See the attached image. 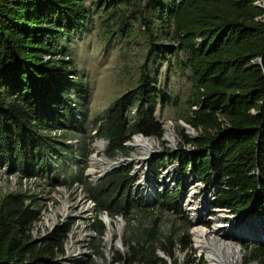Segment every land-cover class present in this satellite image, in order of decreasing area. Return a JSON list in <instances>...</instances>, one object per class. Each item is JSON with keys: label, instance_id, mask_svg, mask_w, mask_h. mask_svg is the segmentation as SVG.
I'll use <instances>...</instances> for the list:
<instances>
[{"label": "trees", "instance_id": "1", "mask_svg": "<svg viewBox=\"0 0 264 264\" xmlns=\"http://www.w3.org/2000/svg\"><path fill=\"white\" fill-rule=\"evenodd\" d=\"M258 1L263 2L147 0L145 7H156L173 28L177 47L160 44L157 49L189 54L193 82L185 121L199 131L190 137L182 128L178 150L158 156L157 168L163 171L170 158L181 161L184 175L190 171L210 182L215 174L220 191L213 208L237 216L251 209L264 221V7ZM88 17L84 0H0V170L20 184L18 191L0 194V264L50 263L64 251L72 219L42 241L33 239L30 230L45 202L44 191L37 188L51 190L63 183L52 159L75 156L63 142L76 135V110L89 98L75 59L58 48L57 38L81 32ZM147 30L153 44L156 35L149 25ZM171 101L145 62L137 87L116 99L96 127L94 137L108 141L104 155H128L125 143L137 133L161 139L164 126L156 105ZM55 128L62 129L61 135H53ZM188 145L196 151L189 152ZM131 171L132 166L122 165L97 182L83 171L72 176L95 202L98 216L107 212L126 221V252H115L109 264H203L191 245L190 217L181 211L184 179L180 189L167 187L149 204L136 197L138 177ZM92 228L97 239L105 234L98 217ZM242 244L243 264H264V243ZM92 247L94 255L80 264H98L102 245L94 240Z\"/></svg>", "mask_w": 264, "mask_h": 264}, {"label": "rangeland", "instance_id": "2", "mask_svg": "<svg viewBox=\"0 0 264 264\" xmlns=\"http://www.w3.org/2000/svg\"><path fill=\"white\" fill-rule=\"evenodd\" d=\"M84 1L89 8V17L83 30L57 38L58 48L65 50L68 56L75 59L76 65L89 91V98L85 107H79L76 110V135L71 139H78V150L73 149V145L69 144L70 139L63 142L68 149L74 152L76 151L82 159H79L77 155L67 159H62L56 155L55 160L52 159V167L63 183L58 184L51 190L47 187L39 186L37 191H44L41 193L45 199L44 201H47V203L51 202L54 209L60 210L64 192H69L71 189L68 184L70 180L72 181V176L75 177L83 171L84 175L87 176L90 181L95 179V177L86 174L88 169H93V156H96L98 160L95 164V171L91 172L92 174L99 171L97 169H101L105 166V161H107V157L103 154L107 147V143L105 144L104 150H102L103 145L100 142L95 146L96 138L94 137V133L96 127L102 122L116 99L120 98L128 90L137 87L142 72V66L147 62L148 71L152 80L158 87L165 89L172 96V101L170 103L165 105L158 103L156 105V116L163 122L165 134L168 130L173 131L175 142L168 140L165 136L161 139L152 136L150 139H154L158 143V145H156L157 151L152 154V160H150V163H147L146 167L145 164H143V167L146 169L140 171L136 176L140 178L141 175L143 176L145 173L147 175L148 173L147 185L152 189L153 183H155L157 190L160 186H170L173 187L174 190H177L180 187V181L184 179L185 189L187 191L185 190L182 196H184L186 200L191 199L199 205L202 201L208 200L207 206H200L203 211L200 213L199 218L197 220L193 219L196 223L202 215H205L207 220L210 218L214 219L213 221H209V225L198 224L200 227L204 226V228L208 229L210 232L206 233L204 236L206 241L216 246L220 241L226 242L227 247L239 245L241 249H239L240 257L238 264H240L244 252L242 241L258 243V240L264 235V221L257 216L248 214L242 219L240 216H236L233 219L227 218L224 212H219V215L218 212H215L211 214L213 217H209L206 213V208L210 206L211 209V204L209 205L211 196L208 198L206 195H210L216 188L215 180L207 182L204 179H198L188 173L184 175L181 170L182 164L179 160L169 158L161 172L156 164L158 156H163L166 151L173 152L178 150L181 144L180 130L183 126L180 121L186 122L185 119L190 114L191 109L188 103V97L192 89L193 72L188 62L189 54L180 49L166 51L157 49L160 44L166 46L172 45L175 47H177V44L174 43L173 40V28L169 26V23L163 21L156 7H145L147 0H143L142 2L139 0H130L128 4L121 5H115L111 0ZM145 21H148L150 29L156 35V40L153 44L150 41V34L147 30L148 25L145 24ZM147 57H149L148 61H146ZM135 107L136 105L131 108L132 113L136 112ZM198 133L199 131L196 130V135H198ZM137 134H134L133 139L131 137L128 145L130 142L134 141L135 137L138 136ZM188 135L190 136V134ZM127 148L129 149L128 155L120 154L118 157H142L143 153L141 149L132 148L130 146ZM96 150H102V152L95 155L94 153ZM218 186L220 187L219 184ZM10 190H20L19 181L13 175L8 176L5 169H1L0 194L2 195ZM192 192L193 196H191ZM136 196L138 199L145 200V193L143 190H136ZM52 197L59 200L54 201ZM206 219L203 218L204 221L208 222ZM218 224L221 228L218 227L215 230L214 227ZM193 226L190 227V230ZM125 227L126 221L122 236ZM164 227H166V225ZM120 229H122L120 223L114 221L112 223L110 239L107 238V227L102 237L97 239V236L94 239L96 244L101 243V249L104 253L102 257L96 256L98 264H109V261L112 262L114 254L117 251L122 253L126 252L125 245L123 249H121L116 243ZM164 229L166 230V228ZM248 231H254V240L247 238ZM190 234L193 251H195L197 257L204 260L203 264H208L209 259L208 261L206 260V255L208 258L207 251L204 248H200L197 243L199 248L195 247L196 239L192 233ZM257 237L259 239H255ZM259 243H262V241ZM222 248L225 252V248ZM200 249H203V251L200 252ZM178 254L184 258V253L179 252ZM102 259L103 261H101Z\"/></svg>", "mask_w": 264, "mask_h": 264}, {"label": "built area", "instance_id": "3", "mask_svg": "<svg viewBox=\"0 0 264 264\" xmlns=\"http://www.w3.org/2000/svg\"><path fill=\"white\" fill-rule=\"evenodd\" d=\"M52 132L54 135L59 136V135H61L62 129L61 128H55V129H53ZM95 133H96V130H95ZM101 140L104 142L103 148H102V150H104L105 144L108 143V141L105 139L96 138L95 146ZM78 142H79L78 139H70L69 140V144L73 145L72 148L75 150H78V148H79ZM102 150L101 151L96 150V152L94 154L97 155L98 153L102 152ZM187 150L189 152L196 151V149L191 145L187 146ZM74 153H75V155H77V157L79 159H82V157L79 156L76 151ZM53 159L55 160V157ZM109 161H110V159L107 158V161H105V164ZM105 167H106V165L103 166V168H105ZM88 171H89V169L87 170L86 174L88 176H92L89 174ZM188 174H190V171L188 172ZM216 178H217V175L213 174L212 180H215L216 188L212 191V193L210 195H206L208 198H209V196H211L210 202H209V205L211 204V209H210V206H208L206 208V213L209 217H213V215H211V214H214L215 212H218V215H219V212H224L225 217L233 219L237 215L232 214L229 209L213 208L212 207V204L216 201L217 194L220 191V187L218 186L219 183L217 184ZM97 179L98 178L92 179V182H97L96 181ZM203 179L204 178H202L201 180H203ZM141 180L142 179H140L137 182L135 189H138L139 183L141 182ZM153 184L154 185L152 186L151 192L149 191L148 188L143 189V191L145 193L146 201L149 200L152 202L153 199L155 198V195L159 191H164L167 187L171 188L173 191H176L173 189V187H170V186H167V187L166 186H160L159 189L157 190L155 183H153ZM63 185L66 186L65 184H63ZM68 185H69V187H71V189L69 192H67V191L64 192V194L62 196L61 204H60L61 209L56 210L52 206L51 202L47 203V201H45L46 203H43L41 208H40V214H39L38 220H36L33 223L31 230H30L33 239L42 241L49 234H51L59 225H61L63 222H65L69 219H72L73 223H72L70 231L67 234V238H66L65 243H64V251L62 253L58 254L56 256V258L50 263L49 262H39V263H35V264H80L84 258H86L90 255H94L92 243H93L94 239L98 236V234L92 228V225L96 221V218L97 217L99 218L100 215L99 216L97 215L95 202L90 198V196L87 194L83 185L80 182L70 180ZM218 187H219V190H218ZM179 189H180V187H179ZM181 192L183 194L184 190H182ZM191 196H193V192L191 193ZM52 198L54 201L59 200V199H56L54 197H52ZM179 200H180L182 211H184L186 214H189V217L192 221V226L194 225L193 228L190 230V233H192V235H194L193 229L200 227V225H198V224H206L207 222L204 221L203 218L206 219L207 217L205 215H202L201 217H203V218L200 217V219L196 223L192 218V214H190L186 210L187 204L190 202L191 205H193L192 202H194V201L191 199L186 200L184 196H181V198ZM64 206H66V209H64ZM246 214H248V213H242L238 216H240L242 219L245 217ZM250 215H252V214H250ZM116 218L120 219V216H117ZM213 220L214 219L210 218L207 221L209 222V221H213ZM247 236H248L247 238H249L250 240H254V238H253L254 231H253L252 235H247ZM255 239H259V238L257 237ZM194 241H195V239H194ZM195 247L199 248L197 246L196 242H195ZM109 260H110V258H109ZM101 261H103V260H101Z\"/></svg>", "mask_w": 264, "mask_h": 264}, {"label": "bare ground", "instance_id": "4", "mask_svg": "<svg viewBox=\"0 0 264 264\" xmlns=\"http://www.w3.org/2000/svg\"><path fill=\"white\" fill-rule=\"evenodd\" d=\"M191 134H194L192 130H190ZM165 137L172 142H175V135L172 130H168L167 133L165 134ZM102 145L104 142L99 141ZM98 144V143H97ZM156 145L158 143L154 139L146 138L143 136L138 135L135 137L133 142H130L128 146L132 148H137L141 149L143 155L141 158L133 157L132 160L130 161V165L134 166L136 165V175L140 173V171L146 169L145 167L147 166V163H150L152 154L156 153ZM101 151V150H98ZM98 158L96 156H93V161L94 165L92 166L93 169L89 170V174L92 175L93 177L99 178L102 176L104 173L105 168L97 169L99 171L95 172V174H92L91 172H94L95 164L97 163ZM102 160V159H101ZM143 161V162H142ZM145 164V167H143ZM92 165V164H91ZM102 170V171H101ZM145 175V176H144ZM142 176V180L139 183L138 190H143L144 188H148L149 191L151 192L152 189L149 188L147 185L148 182V173H146ZM141 188V189H139ZM208 205V200L207 201H202L200 205L196 202L191 205V203L187 204L186 209L192 213L193 219L197 220L199 218L200 213L203 211L201 207H205ZM201 206V207H200ZM64 209H66V206H64ZM104 219L107 221L108 225V230H107V238L110 239L111 237V231H112V222L109 221L106 217ZM221 228V226L218 224L214 229L216 230L217 228ZM206 233H210L208 229H205L204 227H198L194 229V237L196 239V243L199 245L200 248H204L207 251L208 254V259L209 263L208 264H238L239 262V257H240V251L239 247H227L226 242L220 241L217 243V246L215 244L210 243L209 241H206L205 235ZM217 233V231H216ZM248 235H252V231H248ZM214 239L213 237H211ZM217 239V238H216ZM215 240V239H214ZM216 241V240H215ZM207 246V247H206ZM225 248V252L223 248Z\"/></svg>", "mask_w": 264, "mask_h": 264}, {"label": "water", "instance_id": "5", "mask_svg": "<svg viewBox=\"0 0 264 264\" xmlns=\"http://www.w3.org/2000/svg\"><path fill=\"white\" fill-rule=\"evenodd\" d=\"M257 6H261V7H264V0L263 2L261 1H258L255 3ZM261 58H259L257 61L259 63H261ZM181 125L183 126V128L186 129L187 133L190 134L191 137H197L198 135H196V129L191 126L190 124L184 122V121H180ZM190 130L193 131L194 134H191L190 133ZM140 136H143V137H146V138H151V137H147V136H144L143 134H138ZM165 135V133H164ZM129 142V141H128ZM128 142L125 143L126 147H128ZM96 155V154H95ZM132 160V158L130 156H122V157H117L115 159H110L109 162L106 163V168L104 170V173L102 174V176H100L96 181L102 179L108 172H110L111 170H113L114 168H117V167H120L122 165H130V161ZM152 160V159H151ZM131 173L133 175H136V166H133V169L131 171ZM217 180V184H218V178H216ZM218 190H219V187H218ZM147 191V190H146ZM147 202L149 203H152L151 201L147 200ZM248 215L251 214V209H248L247 211ZM104 217H106L109 221H111L112 223L115 221V222H119L120 223V226H122V229H120V232H119V237L116 241L117 243V246L120 247L121 249H123L124 247V243H123V239H122V231H123V228L125 226V221H124V218L123 217H120V219H117L116 217H111L107 212H104L102 213V215L99 216V219L101 221H103V223L106 225H108L107 221L104 219ZM108 228V227H107ZM262 241V243H264V235L261 237L260 240H258V243ZM239 249H241V247L239 246ZM203 249H200V252H202ZM159 254L162 256V257H165L164 253L162 251H159ZM206 260L208 261V258H207V255H206ZM243 261H240V264H242Z\"/></svg>", "mask_w": 264, "mask_h": 264}, {"label": "clouds", "instance_id": "6", "mask_svg": "<svg viewBox=\"0 0 264 264\" xmlns=\"http://www.w3.org/2000/svg\"><path fill=\"white\" fill-rule=\"evenodd\" d=\"M163 136H165V135H163ZM133 137H134V135L132 136V139H133ZM148 137V136H147ZM100 139H104V138H100ZM106 140V139H105ZM169 140V139H168ZM129 141V140H128ZM127 141V142H128ZM108 144V143H107ZM130 166H132V165H130ZM132 169H133V166H132ZM134 176H136V175H134ZM138 177V176H137ZM140 179H142V175L140 176V178H138L137 179V181H136V183H135V185H134V191H135V195H136V190H138V189H135V186H136V184H137V182L140 180ZM99 181V180H98ZM155 199V198H154ZM154 199H153V201H152V203H149V202H147L146 201V199H145V201L147 202V203H149V204H153L154 203ZM181 205V204H180ZM181 211H182V209H181ZM185 213V212H184ZM100 215H102V213L100 214ZM188 215V214H187ZM117 217V216H116ZM121 217V216H120ZM191 220V219H190ZM192 222V221H191Z\"/></svg>", "mask_w": 264, "mask_h": 264}]
</instances>
